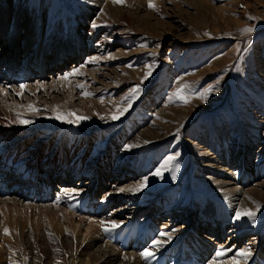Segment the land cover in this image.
<instances>
[{"label": "rangeland", "instance_id": "obj_1", "mask_svg": "<svg viewBox=\"0 0 264 264\" xmlns=\"http://www.w3.org/2000/svg\"><path fill=\"white\" fill-rule=\"evenodd\" d=\"M140 2L134 5V0H124L115 5L117 10L107 13L102 10L103 1L95 0H0V8L12 15L16 8L29 12L36 20L35 32L42 37L26 47L22 17L14 44L5 42L11 36L0 40V105L18 112L16 119L32 121L0 129L24 132L18 137L19 143L29 141L39 156L37 180L0 168L3 264L83 261L84 254L70 255L64 243L63 249L49 246L67 234L72 239L70 230H76L68 213L59 214L54 208L57 204L78 216L151 224L155 230L167 226L196 227L199 235L211 238L203 243L211 244L213 253L208 255L203 248L205 257L188 264H209L213 260L218 263L245 248L256 251L246 264H264V255H259L264 252V175L240 184L245 195L230 201L232 198L224 195L223 188L212 179L220 180L216 171L226 167L210 145L211 137L213 144L217 138L224 139L222 143L233 151L236 165L240 153L233 146L239 137H245L246 141H253L252 145L249 142V151L242 152L248 158V166L264 158V0H152L155 8L148 7V0ZM82 18L87 20L85 29L81 27ZM93 22L99 27L93 28ZM246 27L253 31L242 32ZM40 42L44 51L41 67L35 63ZM55 48L57 57L52 52ZM93 57L95 62H89ZM147 65L152 66V73L129 106L122 98L130 88L141 84ZM77 68L79 73L61 79ZM21 84L26 87L22 95H17ZM181 84L189 85L184 92L188 103L172 96ZM205 88L210 91L202 99L199 93ZM29 104L38 111L29 109ZM119 108L126 111L118 119H111ZM180 109L184 112L174 118ZM56 112L89 119L70 124L67 119H55ZM77 138L83 142L78 150L84 147L83 154L89 160L104 155L110 169L116 172L101 169L100 172L105 171L103 175L86 171L73 176L70 167L50 168L53 162L65 166L57 155ZM51 151L55 157L48 155ZM175 153L180 155L162 176H154L163 160ZM145 177L147 191L142 189L136 195L118 191L134 187ZM68 194L79 197L78 202L83 199L82 194L91 198L74 207L76 202L70 204ZM159 195L165 198L156 203ZM5 197L11 199L7 202ZM103 197L107 201L104 208H97ZM257 204L262 207L255 223L247 217L235 219L237 210H256ZM222 213L227 217L222 229L210 222L204 224L203 214L218 222ZM5 228L9 234H5ZM121 244L124 250L131 249L130 243ZM221 247L230 251L216 258L215 252ZM191 254L198 255L196 250ZM173 256L167 264L179 263L172 261Z\"/></svg>", "mask_w": 264, "mask_h": 264}, {"label": "bare ground", "instance_id": "obj_2", "mask_svg": "<svg viewBox=\"0 0 264 264\" xmlns=\"http://www.w3.org/2000/svg\"><path fill=\"white\" fill-rule=\"evenodd\" d=\"M95 1H97V2L103 1L104 4L101 7H102V10L106 11L107 13L109 11H112L115 9L117 10V8H118L115 6L117 3H113V0H95ZM140 1H142V0H134V2H135L134 5L141 4ZM14 12H15L14 13L15 15H12L11 13H9L7 11V9L0 8V40L2 38H7V36H11V38L6 39L5 42H6V44H9L10 46H12L14 44L15 34L21 28V26L19 25V22L22 20V17L24 18V22L22 25V28H23L22 34L24 35V38H25L24 45L26 47L33 45L37 38H40V40H42L41 35L37 34V32H35V28H34L35 26L34 25H35L36 20L33 21V18L30 17L28 14L29 12L28 13L23 12L22 10H20V8H16L14 10ZM86 21L87 20L84 18H82V20H81V23H82L81 27L83 29H85L87 27ZM55 47L57 48V47H59V45H56ZM36 48H38V50L36 51V58H35L36 62L35 63L41 67L42 63H43L42 58H43V53H44V51L42 50L43 46H42L41 42L39 43L38 47H36ZM56 48L52 50V52H54L53 56H56V55L58 56ZM64 59L65 58H63L62 60H64ZM40 60L42 61V63ZM60 61H61V59H60ZM62 62H64V61H62ZM53 67H54V65H53ZM7 106L5 107V104L0 105V127L9 128L10 125H14V126L19 125L20 126V124H17L18 122H16L18 120V118L16 119V117L19 113L14 111V109L11 110ZM182 109L176 111V113L174 112L175 113L174 118L181 116L180 112L183 111ZM168 113H169V111H167V114ZM165 114H166V112H165ZM5 128L0 129V168L3 169L5 172L6 171L10 172L12 175L18 173L19 176L28 178L29 180L30 179H32V180L36 179L37 180L38 174L35 171V167H36L37 159L39 158V156H37L35 149H33V146H31L29 144V141H24V142L19 143L18 137L25 134L24 132H21L18 130L16 132L15 131L9 132L10 130L7 131V130H5ZM22 128L23 127H21V130H23ZM211 139L213 140V137H211ZM223 140L219 141L217 138V139H215L214 144H213V142L210 141V145L212 144L214 146V150H216V152H217L216 154L219 155V159H220L222 165H224L226 167L224 169H219L216 171V172H218L217 174H218V177L220 178V180L218 178H212V179L216 185L223 188L224 195H228L229 198L231 197L232 199L230 201H232L234 199H238V198L243 197L245 195V194L243 195V193H245L243 186H241L240 184L251 181L253 177H256L257 179H259L261 177V174L264 175V168H263L264 167V158L256 161L254 163V165L248 166V164H249V163L247 164L248 158L243 157L242 152L246 153L245 152L246 149L249 151V147H248L249 142H251V145H252L253 141H246L245 137L244 138L239 137L237 139V142L233 146V148L234 147L236 148L235 149L236 153H238V152L240 153V157L235 161L236 162V165H235V164H233V160H234V155H232L233 151L230 152L227 150V148L224 146L225 144L222 143ZM82 143L83 142H81L80 139L77 138L76 140H73V142H71V144H68L65 148H63L64 153L61 152V154L57 155L58 156L57 158H59L60 161H62L65 164V166H62L60 163L53 162L54 164H50L49 167L51 168V165H54L53 167L57 166L56 169H58V170L62 169L63 167H70V169L74 171L72 174L73 176H78L77 173L81 174V173H84L86 171H90V173L92 175H96L97 173H98L97 175H103V173L107 170L110 172L115 170V169L114 170L110 169V165L107 164L109 161L106 160V156H104V155H102L98 158L96 157L94 159L90 158V160H89V158L86 157L85 152L83 154V149H84L83 145H82L83 148L82 149L79 148L80 150H78L79 144H82ZM207 144H208V142H207ZM56 146H57V144L55 143L53 145V148H55ZM44 155H45V153H44ZM48 155L55 157V155L52 151ZM44 164H47V163H44ZM68 164H71V165L66 166ZM53 167H52V170H53ZM97 168H99V169H97ZM235 168H239V169H237V171H235L234 170ZM101 169H104L105 171L100 172ZM229 170H231V171H229ZM114 172H116V171H114ZM229 180L235 181L234 184L231 183ZM260 183H259V185H260ZM144 189H146V190H144ZM143 190L147 191V188H143ZM70 193L72 194V191H70ZM133 193H134V195L138 194L137 192H133ZM143 193H145V192H143ZM71 194L67 195L68 196L67 199L69 200L70 204H72V205H74V203L76 202V206H74V207H80L81 203H85L88 200H90V198H91L90 196H85L82 194V196H84V197H83V199H80L81 201L78 202L79 197H72ZM131 194H132V192H131ZM123 195H125V194H123ZM163 198H165V197L159 195L157 200H156V203L157 202L160 203L163 200ZM9 199H11V197L10 198L5 197L6 201ZM105 200H106V197H103L101 199V201L98 200L100 204L97 208H104L103 205L107 202ZM46 207H47V205H46ZM62 207L63 206H59L57 204V205H55L54 208H56L57 211L59 210V214L60 213L65 214V211H66V213H68L70 220L73 221L70 223L72 225H74V226H72V225L71 226L73 227V229L76 228V230L75 229L73 230L74 235H72L73 232H71L72 230H70V234H71L70 236H73L72 239L68 238L69 235L67 234V235H65L66 236L65 238H63L64 237L63 236L62 239L54 240L53 241L54 243L52 245L48 244L49 241L47 242V244L49 246H51V248H53V249H57L59 247H61V249H63L62 243H64V247L66 248V250L68 249L67 251H69L70 255L74 254L76 252H80V253L84 254L83 259L81 258L83 261L81 263L79 262L80 264H167L168 259L170 257H172L173 255L174 256L172 258V261L178 260L179 261L178 264H185V262L188 264V261H190V260L195 261L196 259H202L203 257H205L204 256L205 254L201 253V249H203V248H206L205 253H208V255L213 253L212 245L211 244L208 245L207 243H203V242H206L207 239L211 240V238L207 237L206 235H204V236L199 235L198 229L196 227L193 229H190L188 227H185L184 229H182L180 227L181 229L176 228L177 231H173L174 230L173 228H171L170 226H167L164 229L158 228L155 230L151 224L149 226V225H146L145 223H139V222L136 224H133V223H131V221H128V222L127 221H125V222L124 221H116L118 224V227L112 229L111 231L106 232L103 230V227L101 226V221L105 222V225H104L105 227H110L111 222L115 221L112 217H108V218H101L100 217V219H99L96 216H93V217L78 216L76 214H73V213L67 211L66 210L67 207L66 208H62ZM70 208H71V206L69 207V209ZM30 213H32V212H30ZM51 214H50V216H51ZM202 216H203V219H205L204 224H207L208 222H210V224L212 223V224L218 225L219 229H222L224 227L225 223L227 224V217L223 213L219 215L218 222H216L214 217H212V216L207 217L205 214H203ZM52 217H53V215H52ZM64 217H66V216H64ZM56 218H58V217H56ZM51 219L52 218L50 217V220ZM63 219L66 220L65 218H63ZM237 222H239V221H236V223ZM53 223H54V221H53ZM70 223L68 222V224H69L68 228L70 226ZM58 226L62 227V225H60L59 223H58ZM64 226H66V225H64ZM234 226L238 227V225H236V224H234ZM61 227H60V229H61ZM56 228L58 229V227H56ZM35 229H36V227H35ZM57 229H56V233L58 232ZM70 229H72V228H70ZM36 231L39 232L37 229H36ZM36 231H35V233H36ZM240 231H242V230H240ZM61 232H63V231L61 230ZM66 232H67V229H66ZM233 232L237 233V229L233 230ZM64 233H65V231H64ZM161 233H170L171 238L169 239L167 235H161ZM36 234H38V233H36ZM43 235H40V236H43ZM51 237H50V239H51ZM45 238H47V237H45ZM90 238L91 239L93 238L94 240L92 239L93 240L92 241ZM16 239H17V237H16ZM24 239H25V237H24ZM53 239H55V238H53ZM157 239L161 241V244L157 247H154L152 245V241L157 240ZM36 240H39V239H36ZM44 240L46 241V239H44ZM39 241H41V240H39ZM123 242H127L128 244L130 243L129 246H131V249L128 251L124 250L123 249L124 247L121 244ZM27 244H29V243H27ZM32 244L35 245V243H32ZM32 244L30 243V246ZM45 244H46V242H45ZM145 246H146V248H144V249H149L150 251L154 252L153 257H150L148 259L141 257L140 253L142 252V250H141V252H138V249L139 248L142 249ZM192 250L193 251L196 250V253L198 254L197 257H194V255L191 254ZM67 251H66V255H67ZM254 251L255 250H252V252H254ZM50 252H52V251H50ZM50 252H49V254H50ZM57 254H59V252ZM2 255H5V254H2ZM45 255H47V254H45ZM259 255L263 256L264 252L260 253ZM55 257H57V256H55ZM60 258H62V257H60ZM67 259H68V257H67ZM231 259L232 258L228 257V259L226 258L224 261H220L218 263L215 262V260H213L209 264H231ZM57 260H58V257H57ZM238 260H239V264H246V263H248L247 261H249L250 258L244 259L243 257H239ZM35 261L37 262L39 260H35ZM45 261H47V260H45ZM60 261H62V260H60ZM66 261H68V260H66ZM8 263L10 264V262H7V264ZM0 264H3V262L0 261ZM39 264H42V263H39ZM65 264H68V263H65Z\"/></svg>", "mask_w": 264, "mask_h": 264}, {"label": "snow or ice", "instance_id": "obj_3", "mask_svg": "<svg viewBox=\"0 0 264 264\" xmlns=\"http://www.w3.org/2000/svg\"><path fill=\"white\" fill-rule=\"evenodd\" d=\"M113 3H119V4H123L124 0H113ZM148 7L149 8H155V4L152 3V0H148ZM93 28L99 27V25H97L95 22L92 23L91 25ZM242 32L245 33H250L253 31V29L251 27H246L243 28L241 30ZM96 58H91L89 62H95ZM129 67H132V65H128ZM147 71L145 72L144 76L142 77L141 80V84H137L136 86H134L133 88H130L128 93L125 95V97H123L122 99L125 101L129 102V106H130V102L132 99L136 98L137 93H139L141 91L142 88V83L144 80H147L148 77L151 75L152 73V66L151 65H147L146 66ZM80 72V69H74L73 72L66 74L65 76L61 77V79H68L71 75L77 74ZM21 91L19 93H17V95H22L24 88L26 87V85L21 84L20 86ZM78 87L83 88V85H78ZM189 85L187 84H181V86L177 89L174 90V92L172 93V96L175 97H179L180 99H182L184 101V103H188L189 102V98L184 95L185 89L188 88ZM210 89L209 88H205L203 90V92H200L199 95L200 97L203 99L207 96V94L209 93ZM84 95H91V93L88 92H84ZM171 99V97H170ZM101 101L103 102V99L101 98ZM29 109L38 111V109H34V106L29 104L27 106ZM124 111H126L125 108H119L117 110V112L115 114H113L111 116V119L116 120L119 118V116L123 115ZM19 116V114H18ZM55 119L57 120H65L67 119V122L70 124H79L80 121L82 120H87L89 119V117L87 116H74L73 113H67V114H60L59 112L55 113ZM103 118V117H102ZM16 122L21 123V124H27V123H32V121L30 120H24V119H18ZM134 145H128L127 147L131 148ZM179 153H175V155H169L167 156L163 162L160 164V166L156 169V171L153 173L154 176H162L163 171L167 170L169 168V166L172 164L173 161H175L177 159V157L179 156ZM179 165H176V168L178 169ZM174 176V173H173ZM147 180L148 178L145 177L141 182H139L137 185H135L134 187H129V188H120L118 189L119 192H139L141 191L143 188L147 187ZM262 206L257 204V208L256 210H252V209H240L237 210L235 213V219L236 220H241L244 217H247L249 220H251L253 223H255V218L257 215V211L260 210ZM105 222L101 221V226L103 227L104 231H111L112 229L118 227V224L116 221H112L110 227H105ZM173 231H177L176 229H174ZM5 234H9V229L5 228L4 229ZM161 235H167L168 238H171V234L170 233H161ZM161 244L160 240H153L152 241V245L154 247H157ZM225 251H230V249L225 250L223 247H221L220 249H218L216 251V258L222 256L225 254ZM141 257L148 259L150 257L154 256V252L150 251L149 249H145L143 252L140 253ZM252 255V251L251 248H245V249H240L236 255L234 257H232L231 259V264H239V257H243L244 259L249 258Z\"/></svg>", "mask_w": 264, "mask_h": 264}]
</instances>
